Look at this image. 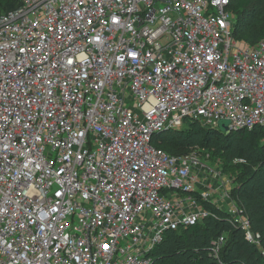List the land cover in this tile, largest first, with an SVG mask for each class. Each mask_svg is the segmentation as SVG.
Segmentation results:
<instances>
[{"label":"built area","instance_id":"obj_1","mask_svg":"<svg viewBox=\"0 0 264 264\" xmlns=\"http://www.w3.org/2000/svg\"><path fill=\"white\" fill-rule=\"evenodd\" d=\"M229 4L20 0L0 15V264H152L167 231L211 216L204 202L264 256L222 170L151 143L185 121L264 129V37L234 39Z\"/></svg>","mask_w":264,"mask_h":264},{"label":"trees","instance_id":"obj_2","mask_svg":"<svg viewBox=\"0 0 264 264\" xmlns=\"http://www.w3.org/2000/svg\"><path fill=\"white\" fill-rule=\"evenodd\" d=\"M19 3L20 0H0V13ZM228 8L234 19V39L254 45L264 37V0H230ZM196 134L202 140L199 144L212 143L220 158L245 162L233 181L230 195L264 248V129L223 132L206 128L197 121H185L180 129L154 135L151 143L178 156L184 140ZM203 206L212 212L211 216L195 225L167 231L151 252L152 264H264L259 248L245 238L243 229L225 211L206 202ZM221 236L224 242L215 256L212 247Z\"/></svg>","mask_w":264,"mask_h":264},{"label":"rangeland","instance_id":"obj_3","mask_svg":"<svg viewBox=\"0 0 264 264\" xmlns=\"http://www.w3.org/2000/svg\"><path fill=\"white\" fill-rule=\"evenodd\" d=\"M1 14V13H0ZM187 124L185 125V127ZM206 128H210L207 125H204ZM201 137L199 135H194L189 140H184V144L180 149L179 155L189 160H195L196 162L205 164L209 167L221 169L223 174L228 177L232 182L235 181L236 175L242 164H245L244 161H226L218 156V152L212 143L208 145L201 146L199 144ZM197 166L194 164V169L192 172L197 173ZM234 183V182H233Z\"/></svg>","mask_w":264,"mask_h":264},{"label":"water","instance_id":"obj_4","mask_svg":"<svg viewBox=\"0 0 264 264\" xmlns=\"http://www.w3.org/2000/svg\"><path fill=\"white\" fill-rule=\"evenodd\" d=\"M218 129H220L223 132H229V128L227 126V122H220L218 123Z\"/></svg>","mask_w":264,"mask_h":264},{"label":"snow or ice","instance_id":"obj_5","mask_svg":"<svg viewBox=\"0 0 264 264\" xmlns=\"http://www.w3.org/2000/svg\"><path fill=\"white\" fill-rule=\"evenodd\" d=\"M19 51H20V52H24L25 50H24L23 48H20ZM80 59L83 61V60H86L87 57L82 55V56L80 57ZM66 63L69 64V65H73V64H74V61L71 60V59H69V60L66 61ZM58 195H60V194H58Z\"/></svg>","mask_w":264,"mask_h":264}]
</instances>
